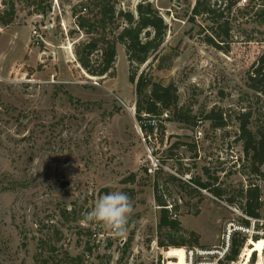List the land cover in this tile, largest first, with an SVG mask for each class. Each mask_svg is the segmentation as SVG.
<instances>
[{"label": "rangeland", "instance_id": "rangeland-1", "mask_svg": "<svg viewBox=\"0 0 264 264\" xmlns=\"http://www.w3.org/2000/svg\"><path fill=\"white\" fill-rule=\"evenodd\" d=\"M143 1L160 11L168 30L137 78L143 73L175 86L178 110L196 117L178 122L167 111L156 139L145 142L125 47L117 46L104 77L88 75L75 56L74 45L89 40L77 16L95 19L93 0H0V264H214L230 223L246 229L231 236L244 245L236 261L220 264H257L251 241L263 247L264 264V218L245 226L241 195L258 187L264 216V165L262 174L252 171L240 133V117L249 111L251 130H264V96L247 84L264 53V2L226 11L230 38L221 35L217 48L205 39L212 33L205 17L190 18L198 0L111 3L136 12ZM234 2L211 0L221 9ZM212 111L224 127L207 119ZM151 145L160 162L154 174ZM113 191L126 193L134 206L122 236L83 220ZM157 196L180 222L175 234L187 245L182 249L158 230Z\"/></svg>", "mask_w": 264, "mask_h": 264}, {"label": "trees", "instance_id": "trees-1", "mask_svg": "<svg viewBox=\"0 0 264 264\" xmlns=\"http://www.w3.org/2000/svg\"><path fill=\"white\" fill-rule=\"evenodd\" d=\"M111 1L93 0V5L98 10L95 19L84 15L77 16L76 14L78 28L89 35V40L74 45V53L81 68L93 77L108 75L114 68L117 46L121 44L125 47L130 66V82L136 84V110L138 122L141 123L143 131L153 133L155 129H158V120L167 111H173L178 122L194 123L196 117L178 110V91L175 86H164L154 82L143 73L137 78V68L147 63L164 44L168 24L160 11L149 1L138 3L136 12L130 10L120 11L116 9ZM237 4V2L228 3L224 9H221V6L216 7L217 4H212L211 0H198L196 2L190 18L195 20L197 17H205V21L211 24L210 30L212 33L205 37L208 44L221 48L218 42V39L222 38L221 35L230 38L231 22L225 17V12L231 13ZM250 6L251 4L245 8H250ZM86 10L87 7H84V11ZM262 11V18L264 19V9ZM110 28L111 30H109ZM96 52H99L100 55L97 59H94L93 55ZM247 84L256 94L264 96V53L252 67ZM251 118V111L243 113L240 117L241 140L244 142L246 154L251 155L252 171L262 174L260 168L264 165V130L259 127L256 132L252 131L250 128ZM207 119L211 120L216 128L225 126L222 115L218 116L214 111L207 115ZM198 184L204 189L207 188L205 183L199 181ZM212 190L217 197L224 195V191L220 188ZM241 195L246 200L242 208L245 216L256 220L263 219V203L259 188L256 186L249 188ZM156 200L161 207L158 230L161 232L168 231L170 245L175 249H182L187 245L182 238L177 239L175 234L180 228V222L173 218L172 212L167 208L166 201L159 196ZM229 201L231 203L235 202L233 197ZM243 224L249 227L251 222L245 219ZM262 229L264 230V228ZM192 236L197 238L195 233H192ZM258 242L252 241L253 248L249 251L251 254L254 252L252 255L253 260H255V252H258L257 264H262L263 247L258 245ZM243 245L244 240L240 242L234 235L226 260L236 261ZM161 246H164V243H161ZM43 263L48 264V261H43Z\"/></svg>", "mask_w": 264, "mask_h": 264}, {"label": "clouds", "instance_id": "clouds-1", "mask_svg": "<svg viewBox=\"0 0 264 264\" xmlns=\"http://www.w3.org/2000/svg\"><path fill=\"white\" fill-rule=\"evenodd\" d=\"M133 211L131 198L122 191H113L100 196L91 210L84 214L83 220L106 228L113 236H122Z\"/></svg>", "mask_w": 264, "mask_h": 264}, {"label": "built area", "instance_id": "built-area-1", "mask_svg": "<svg viewBox=\"0 0 264 264\" xmlns=\"http://www.w3.org/2000/svg\"><path fill=\"white\" fill-rule=\"evenodd\" d=\"M259 1V0H257ZM251 4V0H238V6H248ZM36 34V32H35ZM139 123V122H138ZM139 127L141 129V131L144 133L145 131H143V128L141 126V123H139ZM142 133V139L143 141H151L152 137L156 139V137L158 136V129H155L153 133H147L145 132V134ZM147 152L149 154V157H150V161H151V165L148 169V172L150 174H154L158 169H159V165H160V162H159V159L154 155L155 154V147L154 146H147ZM245 218H247L249 221H252V223L254 222H257V221H260V220H256V219H251V218H248L245 216ZM245 231L246 232V229H244L243 227H240V226H236L235 224L233 223H230V230L228 231V235H227V240H226V243H225V246L220 250L218 251V253H216V255L218 256L217 259L214 261V264H220L228 255L229 251H230V247H231V243H232V239H231V236L233 234L234 231ZM262 234L264 235V231H262Z\"/></svg>", "mask_w": 264, "mask_h": 264}, {"label": "bare ground", "instance_id": "bare-ground-1", "mask_svg": "<svg viewBox=\"0 0 264 264\" xmlns=\"http://www.w3.org/2000/svg\"><path fill=\"white\" fill-rule=\"evenodd\" d=\"M252 242V241H251Z\"/></svg>", "mask_w": 264, "mask_h": 264}]
</instances>
